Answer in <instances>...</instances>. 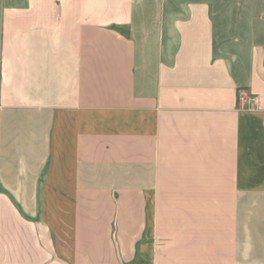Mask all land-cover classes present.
<instances>
[{
  "label": "crops",
  "instance_id": "1",
  "mask_svg": "<svg viewBox=\"0 0 264 264\" xmlns=\"http://www.w3.org/2000/svg\"><path fill=\"white\" fill-rule=\"evenodd\" d=\"M217 1L1 10L0 264H264V21Z\"/></svg>",
  "mask_w": 264,
  "mask_h": 264
},
{
  "label": "rangeland",
  "instance_id": "2",
  "mask_svg": "<svg viewBox=\"0 0 264 264\" xmlns=\"http://www.w3.org/2000/svg\"><path fill=\"white\" fill-rule=\"evenodd\" d=\"M15 2L16 0H0V12L2 9L7 8L8 6L14 5ZM216 4L218 10H224V9L233 10V11L240 10L243 11L244 13L243 16L244 15L251 16V14L252 15L261 14L260 16H262L261 12L264 13V0H219L217 1ZM249 16H247V18L246 17L244 18H246V20L248 21H259V20L264 21V17L255 18ZM0 45H1V36H0Z\"/></svg>",
  "mask_w": 264,
  "mask_h": 264
},
{
  "label": "built area",
  "instance_id": "3",
  "mask_svg": "<svg viewBox=\"0 0 264 264\" xmlns=\"http://www.w3.org/2000/svg\"><path fill=\"white\" fill-rule=\"evenodd\" d=\"M238 96H239V103L241 105H246L248 107H252L257 100L255 97H252L243 90L239 91Z\"/></svg>",
  "mask_w": 264,
  "mask_h": 264
}]
</instances>
